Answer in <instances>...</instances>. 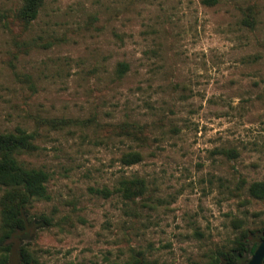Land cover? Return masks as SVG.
I'll use <instances>...</instances> for the list:
<instances>
[{"label": "rangeland", "instance_id": "rangeland-1", "mask_svg": "<svg viewBox=\"0 0 264 264\" xmlns=\"http://www.w3.org/2000/svg\"><path fill=\"white\" fill-rule=\"evenodd\" d=\"M22 30L0 25V133L36 130L22 158L49 173L32 208L48 222L12 238L8 264H24L19 243L38 264H207L264 223L247 190L264 180V0H45ZM92 116L146 124L147 141L38 120ZM130 149L142 160L123 165ZM133 175L148 187L135 202L113 192Z\"/></svg>", "mask_w": 264, "mask_h": 264}, {"label": "trees", "instance_id": "trees-1", "mask_svg": "<svg viewBox=\"0 0 264 264\" xmlns=\"http://www.w3.org/2000/svg\"><path fill=\"white\" fill-rule=\"evenodd\" d=\"M45 0H20L15 9L0 10V25L4 30L14 32L19 26L24 31L38 17L39 11ZM204 3L213 4L216 0H202ZM252 16L242 19L243 24L250 25ZM20 38V33H18ZM32 41L28 45L49 47L53 44L51 40L45 43ZM23 45L27 43L22 42ZM125 62L118 63L117 76H122L127 70ZM39 124H48L60 127L66 124H89L94 123L110 134L120 138H126L143 145L148 138L146 124H140L132 120H123L116 123H99L94 116L85 120L71 118H43L39 117ZM37 132H28L23 127H16L12 131L0 133V264H8L9 256L14 246L12 238H23L27 236L28 229L36 222H48L43 215H35L32 208L36 202L47 200L46 183L49 173L40 167L27 164L22 158L37 149L35 143ZM142 160V154L137 149L123 152L120 161L123 165H131ZM248 193L251 197L264 200V180L253 181L249 184ZM148 187L143 177L133 175L122 178L114 187L113 192L118 193L123 199L135 202L147 193ZM104 195L110 192L106 189L100 191ZM264 240V223L253 228H246L234 238L232 244L223 250H217L215 255L207 264H246L251 257L259 241ZM21 241V240H20ZM19 241V242H20ZM19 257L24 264H38L37 260L22 246L18 245ZM110 264H156L155 261L145 259L138 252L123 262H112ZM199 264V263H193ZM262 264H264V259Z\"/></svg>", "mask_w": 264, "mask_h": 264}, {"label": "water", "instance_id": "water-1", "mask_svg": "<svg viewBox=\"0 0 264 264\" xmlns=\"http://www.w3.org/2000/svg\"><path fill=\"white\" fill-rule=\"evenodd\" d=\"M13 263H17V257L15 253L13 254ZM16 259V260H15ZM264 259V240L259 241L257 247L255 248L254 252L252 253L251 257L247 261L246 264H262Z\"/></svg>", "mask_w": 264, "mask_h": 264}]
</instances>
